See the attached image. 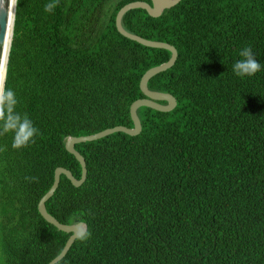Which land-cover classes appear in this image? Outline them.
<instances>
[{
	"label": "trees",
	"instance_id": "16d2710c",
	"mask_svg": "<svg viewBox=\"0 0 264 264\" xmlns=\"http://www.w3.org/2000/svg\"><path fill=\"white\" fill-rule=\"evenodd\" d=\"M50 2L15 7L5 76L38 135L19 150L11 133L0 136V264H48L61 253L71 234L37 204L55 169L80 178L66 138L132 128L142 76L171 56L116 29L122 7L150 0H58L47 13ZM122 27L176 49L173 67L147 84L176 106L139 108L135 137L75 146L86 180L74 187L60 175L45 209L89 236L57 264H264V0H182L158 18L131 10ZM244 47L262 67L239 78L232 66Z\"/></svg>",
	"mask_w": 264,
	"mask_h": 264
},
{
	"label": "water",
	"instance_id": "95a60500",
	"mask_svg": "<svg viewBox=\"0 0 264 264\" xmlns=\"http://www.w3.org/2000/svg\"><path fill=\"white\" fill-rule=\"evenodd\" d=\"M180 1L182 0H150V4L146 2H133V3H129L125 5L118 11L116 18H115V26H116L118 33L121 36H123L124 38L130 41L136 42L139 45L147 47V48L161 49V50L168 51L171 54V56H170V59L166 63H163L157 67L149 69L142 76L139 82V88H140L141 93L144 95V98L136 100L129 108L130 118L133 123L132 128L118 126V127H114L111 129H106L97 134H93L89 136L67 137L66 138L65 144H64L65 150L69 154L73 155L76 161L79 163L80 168H81V174H80L79 179H75V177L70 173V171L64 168L55 169L51 187L46 192V194L39 200L37 204V211L45 222L52 225L60 232L71 234V236L68 238L67 242L65 243L61 253L57 257H55L52 261H50L48 264H57L58 262H60L66 256V254L68 253L69 249L71 248L75 240L78 239L76 238V232L78 228L83 226L86 229V225L83 223H76V224H71V225H65V224L59 223L54 217L50 216L46 212V209H45V203L53 196L54 192L58 188L59 181H60V175H64L66 179L69 180L70 183L74 187H80L86 180L87 171H86L85 160L75 150V146L80 143L96 141L104 137H107L109 135H112L114 133H123L130 137H135L139 135L141 132V123L137 116V110L139 108L145 107V108L153 109L158 112L167 113V112H171L176 106V100L170 94L153 92V91L148 90L147 88V84L150 79H152L154 76L160 73H163L173 67L177 59L176 49L167 43L148 41L141 37L128 33L122 27L123 16L131 10L141 9V10L146 11L149 17L158 18L161 16L164 10L176 6ZM3 3L4 1L0 0V46L4 42L6 25H7V7H6V4L5 6H3ZM15 7H16V4H15ZM15 7H14V12H13V23H14V16H15ZM13 23H12V31H13ZM11 38H12V33H11ZM10 45H11V39H10ZM10 45H9L8 51L10 50ZM7 61H8V56H7L6 64L4 66V76L6 75ZM160 102H165V104L164 105L160 104Z\"/></svg>",
	"mask_w": 264,
	"mask_h": 264
},
{
	"label": "clouds",
	"instance_id": "9594fccd",
	"mask_svg": "<svg viewBox=\"0 0 264 264\" xmlns=\"http://www.w3.org/2000/svg\"><path fill=\"white\" fill-rule=\"evenodd\" d=\"M17 0H10L14 7ZM58 0L45 4L44 11L53 12ZM241 59L232 66V71L236 77H252L261 70V63L257 62L251 47H244L240 52ZM18 101L13 90L7 87L6 76L0 75V136L12 134L11 147L19 150L34 143V138L38 135V129L33 125L27 114L16 111ZM89 236L87 230L81 226L76 232V238L86 240Z\"/></svg>",
	"mask_w": 264,
	"mask_h": 264
},
{
	"label": "bare ground",
	"instance_id": "6f19581e",
	"mask_svg": "<svg viewBox=\"0 0 264 264\" xmlns=\"http://www.w3.org/2000/svg\"><path fill=\"white\" fill-rule=\"evenodd\" d=\"M6 3H7V25L5 31V39L3 44L0 46V75H4V66L7 60L9 40H10V35L12 33L13 12L15 7L11 5L10 0H7Z\"/></svg>",
	"mask_w": 264,
	"mask_h": 264
},
{
	"label": "rangeland",
	"instance_id": "374dc122",
	"mask_svg": "<svg viewBox=\"0 0 264 264\" xmlns=\"http://www.w3.org/2000/svg\"><path fill=\"white\" fill-rule=\"evenodd\" d=\"M3 1H5V3L7 2V0H3ZM6 7H7V3H6ZM8 56V55H7Z\"/></svg>",
	"mask_w": 264,
	"mask_h": 264
},
{
	"label": "flooded vegetation",
	"instance_id": "af4514ba",
	"mask_svg": "<svg viewBox=\"0 0 264 264\" xmlns=\"http://www.w3.org/2000/svg\"><path fill=\"white\" fill-rule=\"evenodd\" d=\"M5 4H6V3H5V1H4L3 6H5Z\"/></svg>",
	"mask_w": 264,
	"mask_h": 264
}]
</instances>
